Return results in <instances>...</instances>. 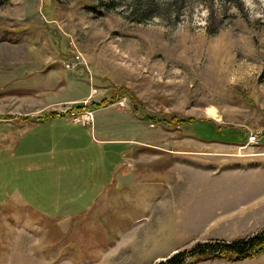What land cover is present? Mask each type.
Returning a JSON list of instances; mask_svg holds the SVG:
<instances>
[{
    "label": "rangeland",
    "instance_id": "1",
    "mask_svg": "<svg viewBox=\"0 0 264 264\" xmlns=\"http://www.w3.org/2000/svg\"><path fill=\"white\" fill-rule=\"evenodd\" d=\"M262 229L264 0H0V264H155Z\"/></svg>",
    "mask_w": 264,
    "mask_h": 264
},
{
    "label": "trees",
    "instance_id": "2",
    "mask_svg": "<svg viewBox=\"0 0 264 264\" xmlns=\"http://www.w3.org/2000/svg\"><path fill=\"white\" fill-rule=\"evenodd\" d=\"M114 101V97H110L102 101L99 107L108 105ZM80 107L68 108L65 114L69 112L78 113ZM51 116H56L55 112L45 111L42 113L40 118L48 119ZM23 120H29L30 117L24 116ZM39 118V117H38ZM189 121L185 122L182 119H177L172 117L169 119H162L167 127L172 125H191L198 121ZM212 124H214L212 122ZM241 136L240 139L243 141L245 138ZM236 141V139H235ZM264 252V229L257 231L256 233L237 238L231 241L225 240H212V241H197L190 249L178 250L175 253L171 254L164 260H160L155 264H196L200 261L210 260V259H222L225 261H236L243 260L251 257H256Z\"/></svg>",
    "mask_w": 264,
    "mask_h": 264
},
{
    "label": "crops",
    "instance_id": "3",
    "mask_svg": "<svg viewBox=\"0 0 264 264\" xmlns=\"http://www.w3.org/2000/svg\"><path fill=\"white\" fill-rule=\"evenodd\" d=\"M223 130H221L220 132H222ZM229 137V136H228ZM230 138V137H229ZM217 141H219V142H221V143H224V144H228V143H231L230 141H227V139H223V140H217ZM236 143V142H235ZM111 145H113V144H111ZM114 146V145H113ZM128 148V147H127ZM126 155H128V152L126 151L125 153H121L120 154V156H121V159H120V162L122 163L121 164V168L120 169H122V174L124 175V176H122V182H120V181H116L115 182V184H114V189L116 188L117 190H119V189H121L122 190V192L123 191H125L126 193H130V188H131V186H128V185H130L131 183H130V180H129V171H132V170H134L135 169V166L133 165H130V163L128 162L127 163V160H125V158H124V156L126 157ZM114 161V160H113ZM119 161V160H118ZM126 163L128 164V167H126ZM190 167V166H189ZM191 170H194L195 168L191 165ZM199 169V168H198ZM201 170H203V171H207V170H204V169H201ZM132 188L134 189L135 188V186L133 185L132 186ZM120 190V191H121ZM205 205V204H204ZM228 207H231L232 208V210L231 211H236V210H238L239 209V207L241 206V201L239 200L237 203H234L233 205H227ZM219 207H217V211H216V214L218 215V214H220L221 213V211H220V209H218ZM222 221H223V219H222Z\"/></svg>",
    "mask_w": 264,
    "mask_h": 264
},
{
    "label": "built area",
    "instance_id": "4",
    "mask_svg": "<svg viewBox=\"0 0 264 264\" xmlns=\"http://www.w3.org/2000/svg\"><path fill=\"white\" fill-rule=\"evenodd\" d=\"M260 136L258 133H250L247 137L248 143L257 145L259 143Z\"/></svg>",
    "mask_w": 264,
    "mask_h": 264
},
{
    "label": "bare ground",
    "instance_id": "5",
    "mask_svg": "<svg viewBox=\"0 0 264 264\" xmlns=\"http://www.w3.org/2000/svg\"><path fill=\"white\" fill-rule=\"evenodd\" d=\"M210 112H211V114L215 115V110L214 109H212Z\"/></svg>",
    "mask_w": 264,
    "mask_h": 264
}]
</instances>
